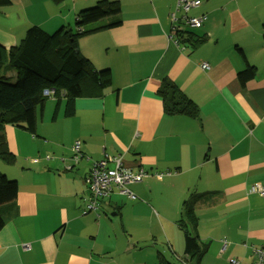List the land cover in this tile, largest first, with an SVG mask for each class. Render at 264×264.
<instances>
[{
  "label": "crops",
  "instance_id": "1",
  "mask_svg": "<svg viewBox=\"0 0 264 264\" xmlns=\"http://www.w3.org/2000/svg\"><path fill=\"white\" fill-rule=\"evenodd\" d=\"M8 1L0 7L5 48L19 44L32 26L49 33L72 28L80 9L101 0ZM107 1L118 2L121 24L87 26L93 32L77 47L95 70L109 69L110 86L87 85L70 118L62 115V93L47 98L35 135L3 127L16 161L3 163L0 171L17 181L18 194L16 216L4 224L0 220V264H146L134 257L138 245L120 244L104 212L108 208L112 216L126 209L130 225H154L164 236L156 256L178 259L184 237L172 215L179 214L184 200L207 190L224 197L197 212V233L211 264L230 258L254 264L252 251L264 244V198L250 192L253 185L264 188V0H201L188 16L204 20L196 29H184L206 38L195 48L179 44L172 30L169 14L176 0ZM203 63L208 69L200 67ZM247 64L255 77L241 86L237 74ZM163 79L197 105L196 119L164 114L156 93ZM56 99L61 100L56 118H46ZM76 141L81 156L74 164ZM104 155H121L126 167H141L149 176L129 185L135 201L112 195L96 213H84V178ZM124 252L132 259L120 263L117 257Z\"/></svg>",
  "mask_w": 264,
  "mask_h": 264
},
{
  "label": "trees",
  "instance_id": "2",
  "mask_svg": "<svg viewBox=\"0 0 264 264\" xmlns=\"http://www.w3.org/2000/svg\"><path fill=\"white\" fill-rule=\"evenodd\" d=\"M51 1L54 4H59L63 0ZM7 5H9L8 0H0V7ZM119 14L118 2L101 0L93 6L80 9L74 17L72 28L60 27L54 32L48 33L38 26H32L27 29L19 44L9 48L0 45L1 162L12 166L16 161L15 156L9 152L3 135L5 125L21 128L35 135L36 123L42 115L47 98H56L57 94L62 93V115L64 118H70L75 112V100L84 95L83 89L87 85L92 84L98 90L110 86L111 73L109 69L95 70L91 62L79 53L77 44L80 38L93 32V30L86 29L91 24L101 21L107 22L102 28L96 30L118 27L121 24ZM175 35L179 44L189 45L192 48L200 46L206 41V38L195 37L184 29L177 30ZM11 70H13L14 76L9 74ZM255 73V68L247 64L237 74L240 85L244 86L247 81L253 79ZM43 90L52 91V95L43 96ZM156 93L161 98L165 115H183L191 119L197 118V105L168 79L161 81ZM60 101L58 99L55 101L53 119L57 116ZM129 185L131 183L127 185L130 190ZM113 191L109 197L118 195L117 190L114 189ZM17 194V181L7 178L0 172V220L3 224L16 216L14 207ZM133 196L134 199L122 195L120 197L135 201L136 196L134 194ZM106 198L100 200V205L101 201L103 202ZM223 201V195L215 192L195 195L182 202L180 216L175 223L184 237V253L182 257L175 259L179 264H201L207 248L201 243L197 233L199 221L197 212L201 209L217 206ZM98 209L94 212L96 213ZM156 261V264H174L160 252L156 256Z\"/></svg>",
  "mask_w": 264,
  "mask_h": 264
},
{
  "label": "built area",
  "instance_id": "3",
  "mask_svg": "<svg viewBox=\"0 0 264 264\" xmlns=\"http://www.w3.org/2000/svg\"><path fill=\"white\" fill-rule=\"evenodd\" d=\"M201 0H176L175 9L169 14V20L173 31L179 29H196L204 20L203 16L190 17L188 13L200 7ZM202 69H208V65L203 63L200 66ZM43 96L52 95V91L43 90ZM72 161L76 164L80 158V143L75 142L72 147ZM36 163V162H35ZM67 170L71 169V166H66ZM149 174L143 168H129L124 165L121 155L114 157H104L95 162L90 168L89 172L84 178L88 197L86 199L85 211L94 212L100 205V200L109 197L115 190L118 195L126 196L130 199H134L133 194L127 188L128 184L137 183L148 177ZM156 178H160V173H155ZM168 176V175H167ZM250 192L258 194L264 198V188L260 185H253L250 188ZM221 252L227 247V242L222 240ZM254 264H264V244L258 248H254L253 251ZM244 260H238L236 258H230L227 264H242Z\"/></svg>",
  "mask_w": 264,
  "mask_h": 264
},
{
  "label": "rangeland",
  "instance_id": "4",
  "mask_svg": "<svg viewBox=\"0 0 264 264\" xmlns=\"http://www.w3.org/2000/svg\"><path fill=\"white\" fill-rule=\"evenodd\" d=\"M63 27L69 28V26H67V25H64ZM57 29H55V30H57ZM26 31H25V33H26ZM54 31H51V33ZM11 71L13 72V70H11ZM53 110H54V107L48 108L45 111V117L50 118L53 115ZM39 120H40V117L38 118V121ZM37 150H39L38 147L35 150H33L32 153L36 152ZM0 165H1L0 167L4 169L3 162H0ZM5 169H9V168H5ZM3 175H5V174H3ZM9 179H14V178H9ZM213 192H220V191H218V190L200 191V192H197L195 195L204 194V193H213ZM106 201L107 200L105 199L103 202L101 201V203L104 204V206H106V204H105ZM104 212H106V217L109 219L110 223H112V225H114L116 227V230H115L116 237H119L120 244L124 243L127 245L128 243H130L133 245H135V244L138 245L137 246L138 247L137 248L138 254L136 256H134L135 259L143 258L145 260L146 264H156V262H157L156 261V250H159L162 247V242H163V237H164L160 233V231L157 228H155L154 225L151 228H146V227H142V226L136 227V224H134V223H132L130 225L128 218H127L126 209L124 210V213L120 212V213H117V215H115V216H112L114 212L111 210V208H108L107 211H104ZM179 216H180V212L178 215L176 213L174 215H172V218H175V217L179 218ZM121 225H123V228H121ZM163 248H164L165 252H167L166 247H163ZM206 254H207V252L205 253L204 260L202 262H203V264H211L210 259ZM222 254L223 253H221V255ZM132 255L133 254L131 252H129V254L124 252L122 254H119L117 259L120 263L122 261L128 262V261H131ZM166 258L169 259V261L173 262L174 264H179L177 260H175L169 256H167Z\"/></svg>",
  "mask_w": 264,
  "mask_h": 264
}]
</instances>
